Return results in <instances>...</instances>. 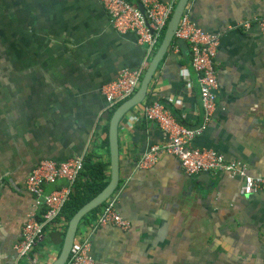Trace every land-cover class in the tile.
Wrapping results in <instances>:
<instances>
[{
    "label": "crops",
    "instance_id": "1",
    "mask_svg": "<svg viewBox=\"0 0 264 264\" xmlns=\"http://www.w3.org/2000/svg\"><path fill=\"white\" fill-rule=\"evenodd\" d=\"M187 9L201 29L223 34L216 55L218 107L195 146L264 178V33L255 21L264 16V0H189ZM146 59L145 46L111 26L99 0H0V264L21 263L14 246L23 223L32 212L41 214L26 189L33 168L93 151L107 163L112 109L101 87ZM155 101L188 127L203 123L186 43L168 48L144 101L119 122L114 193L117 212L131 228L98 229L91 244L95 264H264L263 195L240 197L241 181L222 174L188 177L170 155L153 168L135 167L151 145L163 143L159 128L141 117L143 106ZM66 184H46L44 192ZM59 226L47 229L37 245L38 264L57 258L64 218Z\"/></svg>",
    "mask_w": 264,
    "mask_h": 264
},
{
    "label": "built area",
    "instance_id": "2",
    "mask_svg": "<svg viewBox=\"0 0 264 264\" xmlns=\"http://www.w3.org/2000/svg\"><path fill=\"white\" fill-rule=\"evenodd\" d=\"M108 14L110 25L119 33L131 32L138 44L145 46L147 62L153 57L160 45L167 23L178 0L163 3L160 0H99ZM141 6L142 10L139 9ZM256 23L264 33V16ZM245 28L250 26L246 23ZM220 32L201 29L190 18L189 10H184L173 34L170 46L178 50L180 43L189 46L191 66L197 75L200 97L203 106V123L198 127L183 124L173 111L162 102H151L142 108L141 117L159 128L163 143L151 145L136 162V168H153L159 160L170 155L180 163L186 176L225 175L231 180L241 181L238 195L264 196V178L248 175L247 166L236 160H228L223 154L208 148H197L195 143L202 137L214 119L218 101L217 50L222 40ZM169 46V47H170ZM145 62L139 69H123L115 80L101 87V94L113 109L129 99L137 91L147 67ZM134 117L131 120L134 121ZM83 169V158L73 157L64 162L40 161L26 180V189L34 196L35 208L41 210L39 217L32 212L23 223L21 238L14 250L18 260L25 259L28 264H38L36 247L49 228H57L61 219L60 212L68 201L72 186ZM64 180L67 184L50 192H44L46 184ZM118 195L113 193L102 205L89 224H78L69 256L64 264H95L91 256L93 234L103 227L112 226L124 231L131 223L117 212ZM82 225V224H81ZM67 226V222H66ZM61 227V224L58 228Z\"/></svg>",
    "mask_w": 264,
    "mask_h": 264
},
{
    "label": "water",
    "instance_id": "3",
    "mask_svg": "<svg viewBox=\"0 0 264 264\" xmlns=\"http://www.w3.org/2000/svg\"><path fill=\"white\" fill-rule=\"evenodd\" d=\"M188 2L189 0L177 1L173 13L167 23L163 39L158 48L156 49L153 57L149 60L137 91L129 99L118 105L111 113V116L108 121L107 131L110 170L109 181L100 193H98L95 197H93L91 200L81 206L78 211L75 212L72 217L68 220L59 254L51 264L65 263L69 256L78 224L83 218V216L87 212H90L94 208L102 205L116 191L119 184V146L117 136L119 122L129 110L138 106L144 101L149 83L152 80L159 63L163 59L172 42L173 34L177 28L181 15L186 9ZM139 9L142 10L141 6H139Z\"/></svg>",
    "mask_w": 264,
    "mask_h": 264
},
{
    "label": "trees",
    "instance_id": "4",
    "mask_svg": "<svg viewBox=\"0 0 264 264\" xmlns=\"http://www.w3.org/2000/svg\"><path fill=\"white\" fill-rule=\"evenodd\" d=\"M113 108L109 115L108 120L111 116V113L114 111ZM108 131V123L105 128V132ZM106 146V152L108 153V141L104 142ZM109 166V159L107 163L103 162L96 153L89 152L83 157V169L79 174L78 178L72 186V193L61 209L60 216L64 218L66 222L72 217V215L78 211V209L83 206L86 202L95 197L102 189L107 185L109 181V176H106L105 171L106 167ZM103 205L94 208L90 212H87L82 220L86 221L89 219L94 220L96 214L100 212ZM81 221V222H83ZM84 223V222H83ZM53 229V228H52Z\"/></svg>",
    "mask_w": 264,
    "mask_h": 264
},
{
    "label": "rangeland",
    "instance_id": "5",
    "mask_svg": "<svg viewBox=\"0 0 264 264\" xmlns=\"http://www.w3.org/2000/svg\"><path fill=\"white\" fill-rule=\"evenodd\" d=\"M20 264H28V263L25 259H22Z\"/></svg>",
    "mask_w": 264,
    "mask_h": 264
}]
</instances>
